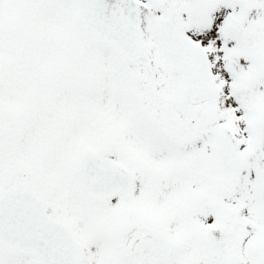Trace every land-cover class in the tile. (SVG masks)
I'll use <instances>...</instances> for the list:
<instances>
[{
    "label": "snow or ice",
    "instance_id": "obj_1",
    "mask_svg": "<svg viewBox=\"0 0 264 264\" xmlns=\"http://www.w3.org/2000/svg\"><path fill=\"white\" fill-rule=\"evenodd\" d=\"M0 264H264V0H0Z\"/></svg>",
    "mask_w": 264,
    "mask_h": 264
}]
</instances>
